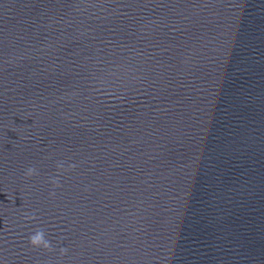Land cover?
<instances>
[{"label":"clouds","instance_id":"9594fccd","mask_svg":"<svg viewBox=\"0 0 264 264\" xmlns=\"http://www.w3.org/2000/svg\"><path fill=\"white\" fill-rule=\"evenodd\" d=\"M75 165H69V169L74 168ZM63 165L62 164H57V169H62ZM38 175V170L34 167V166H29L24 173V177L27 178H31L33 176ZM50 183L53 184L54 187H59V178L57 177H52L50 178ZM55 193H50V195H54ZM35 217H26V219H34ZM28 243L32 246V248L36 249V248H42L47 252H53L55 251L51 240L46 239L45 236V231L43 229H38L34 232V234L30 235L28 237ZM60 255L64 256L67 253V248H60L59 249Z\"/></svg>","mask_w":264,"mask_h":264}]
</instances>
